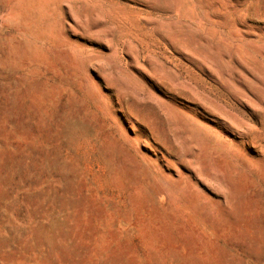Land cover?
<instances>
[{"label":"rangeland","instance_id":"1","mask_svg":"<svg viewBox=\"0 0 264 264\" xmlns=\"http://www.w3.org/2000/svg\"><path fill=\"white\" fill-rule=\"evenodd\" d=\"M0 264H264V0H0Z\"/></svg>","mask_w":264,"mask_h":264}]
</instances>
